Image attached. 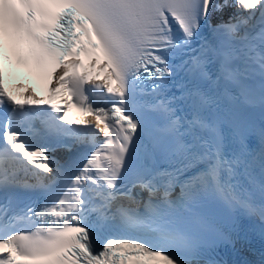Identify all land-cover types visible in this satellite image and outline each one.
I'll use <instances>...</instances> for the list:
<instances>
[{"label": "snow or ice", "instance_id": "snow-or-ice-1", "mask_svg": "<svg viewBox=\"0 0 264 264\" xmlns=\"http://www.w3.org/2000/svg\"><path fill=\"white\" fill-rule=\"evenodd\" d=\"M228 9L235 12L217 28L236 43L193 57L183 69L190 80L168 95L176 73L165 54L181 47L173 22L187 44L213 11ZM5 59L55 81L44 101L50 107H40L34 93L18 100L8 92ZM93 81L116 98L110 108L89 102L85 86ZM146 81L160 97L154 102L141 99ZM64 95L70 98L57 103ZM73 106L94 113L95 125L68 120ZM241 107L264 112V0H0V109H7L0 192H41L44 203L27 216L46 222L4 235L12 224L8 205L0 204V264H129L132 257V264H190L185 253L198 247L192 209L208 195L264 219V204L257 209L233 195L234 178L250 170L257 151L264 169V119L255 125ZM75 145L77 155L65 164L49 155ZM61 179L66 183L57 187ZM259 189L264 195V182ZM114 225L145 235L106 236Z\"/></svg>", "mask_w": 264, "mask_h": 264}]
</instances>
